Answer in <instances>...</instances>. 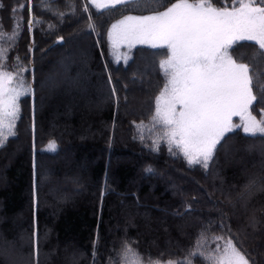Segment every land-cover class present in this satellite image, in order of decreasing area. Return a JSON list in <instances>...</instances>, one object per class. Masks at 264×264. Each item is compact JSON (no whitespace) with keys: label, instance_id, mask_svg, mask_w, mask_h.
<instances>
[{"label":"trees","instance_id":"16d2710c","mask_svg":"<svg viewBox=\"0 0 264 264\" xmlns=\"http://www.w3.org/2000/svg\"><path fill=\"white\" fill-rule=\"evenodd\" d=\"M84 1L0 0L4 67L26 68L17 79L31 89L19 97L15 135L0 147V264H114L126 243L168 264L198 241L207 252L229 238L264 264V137L228 133L208 169L190 166L180 149L169 151L164 126L153 120L168 49L137 46L123 61L108 38L121 17L179 0L106 11L89 3L85 11ZM212 4L231 10L238 0ZM256 53L254 42L230 48L236 61L254 65L250 112L264 120V58ZM252 178L258 187H246Z\"/></svg>","mask_w":264,"mask_h":264},{"label":"snow or ice","instance_id":"6c2138e0","mask_svg":"<svg viewBox=\"0 0 264 264\" xmlns=\"http://www.w3.org/2000/svg\"><path fill=\"white\" fill-rule=\"evenodd\" d=\"M145 3L159 5L160 0H92L97 11L116 5L131 7ZM163 7L162 11L153 9L152 14L126 15L112 25L113 37L127 42L129 47L134 43H150L152 47L170 50L169 57L160 63L169 79L158 98L153 120L164 126L162 139L167 141L170 152L174 145L190 166L208 169L225 133L241 127L233 124V116L240 117L246 134L264 137V120H257L249 110L257 101L254 65L237 63L229 53L236 42L252 41L257 48L256 57L264 58V0H238V6L233 5L231 10L214 7L212 0L196 3L179 0ZM90 29L94 31L95 26L90 25ZM16 35L14 29L11 38L15 39ZM5 59V49L0 48V147L9 135H15L19 97L31 91L24 87L22 79H17L27 69L20 67L13 74L5 69ZM14 79L17 80L15 85ZM154 144L158 150V142ZM49 148L54 150L55 142H51ZM253 186L258 187L255 178L250 179L246 187ZM34 237L35 254L38 236L34 233ZM224 239L214 237V240ZM200 240H204L203 233ZM197 255L209 264H254L230 238L222 248L217 244L214 250L207 252L198 241L188 257L168 264H192L191 257ZM114 264H159V261L151 257L145 260L126 243Z\"/></svg>","mask_w":264,"mask_h":264},{"label":"rangeland","instance_id":"374dc122","mask_svg":"<svg viewBox=\"0 0 264 264\" xmlns=\"http://www.w3.org/2000/svg\"><path fill=\"white\" fill-rule=\"evenodd\" d=\"M88 3L89 4H91L92 6H93V4H92V0H88ZM88 3L87 2H85L84 1V4H85V7L88 5ZM116 6H119V5H116ZM115 6V7H116ZM88 8V7H87ZM88 10V9H87ZM165 10V9H164ZM162 11V10H161ZM150 14H152V13H150ZM124 17H121L119 20H117V21H115L113 24H111V26L109 27V30H108V38L110 39V41H111V46H112V50H113V52H115L116 51V53L117 54H119V55H121L122 56V60L123 61H129L130 60V58H131V55H132V51H133V49L135 48V47H137V46H145V47H150V48H155V49H160V48H166V47H152L151 46V44L150 43H134L133 44V46H131V47H129V45H128V43L127 42H121V41H119V40H115L114 39V37H113V33H112V25H114V24H117L121 19H123ZM238 42H252V41H238ZM238 42H236V43H238ZM168 51H169V53L167 54V56L162 60V61H164L165 59H167L168 57H169V55H170V50L168 49ZM229 53H230V49H229ZM159 54L162 56V58L164 57V53H163V51H159ZM234 59V58H233ZM235 60V59H234ZM161 61V62H162ZM236 61V60H235ZM237 63H240V62H238V61H236ZM79 63L81 64V67L82 68H84V63L82 62V61H79V58L78 57H76V60H75V62H74V65L75 66H79ZM57 66L59 67V70L61 71L62 69H63V65L61 66L60 65V63L59 64H57ZM53 71L55 72V71H57V69L54 67V69H53ZM161 71H162V73L165 75V77H166V83H165V85H164V88H163V90H162V92L164 91V89H165V87L168 85V76L164 73V71L161 69ZM82 80V79H81ZM131 80H133L135 83H137V85L139 84L140 85V83L143 81V79H141V80H137L136 78H132ZM132 81V82H133ZM133 82V83H134ZM47 83H53L51 80L50 81H48L47 80ZM161 92V93H162ZM161 96V94L158 96V98ZM133 100V99H132ZM157 101H158V99H157ZM133 102V101H132ZM177 110H179V106L177 105ZM250 110V109H249ZM232 122H233V124L234 125H236V124H239V125H241V127H236L233 131H231V132H235V131H237V130H241L242 131V133L243 134H245V135H248V134H246L243 130H242V121L240 120V117L239 116H233L232 117ZM231 132H227V133H225V135L226 134H228V133H231ZM257 135H259V134H257ZM250 136V135H249ZM260 136V135H259ZM182 152V151H181ZM232 162H234V163H236L237 162V160L236 159H232Z\"/></svg>","mask_w":264,"mask_h":264},{"label":"water","instance_id":"95a60500","mask_svg":"<svg viewBox=\"0 0 264 264\" xmlns=\"http://www.w3.org/2000/svg\"><path fill=\"white\" fill-rule=\"evenodd\" d=\"M63 40L62 39H59L55 44H59V43H62Z\"/></svg>","mask_w":264,"mask_h":264}]
</instances>
